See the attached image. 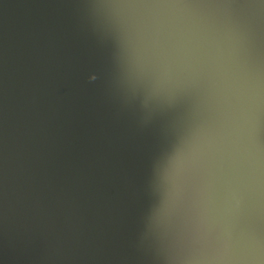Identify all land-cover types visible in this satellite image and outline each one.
Listing matches in <instances>:
<instances>
[{
  "label": "water",
  "instance_id": "obj_1",
  "mask_svg": "<svg viewBox=\"0 0 264 264\" xmlns=\"http://www.w3.org/2000/svg\"><path fill=\"white\" fill-rule=\"evenodd\" d=\"M101 2L0 0V264H168L151 218L191 114L119 86ZM238 11L253 55L264 7Z\"/></svg>",
  "mask_w": 264,
  "mask_h": 264
},
{
  "label": "clouds",
  "instance_id": "obj_2",
  "mask_svg": "<svg viewBox=\"0 0 264 264\" xmlns=\"http://www.w3.org/2000/svg\"><path fill=\"white\" fill-rule=\"evenodd\" d=\"M94 7L117 36V82L146 113L176 88L194 100L151 218L168 264H264V66L248 17L127 0Z\"/></svg>",
  "mask_w": 264,
  "mask_h": 264
},
{
  "label": "snow or ice",
  "instance_id": "obj_3",
  "mask_svg": "<svg viewBox=\"0 0 264 264\" xmlns=\"http://www.w3.org/2000/svg\"><path fill=\"white\" fill-rule=\"evenodd\" d=\"M130 3L149 5H186L203 9H222L226 12L240 13L239 7L248 0H127ZM264 7V0H252ZM253 56L264 66V47L257 49L254 39ZM194 100L191 91L187 88H176L170 91L167 97V108L172 111L176 118H182L191 114ZM260 227L264 231V208L260 214ZM227 243V241L225 242Z\"/></svg>",
  "mask_w": 264,
  "mask_h": 264
}]
</instances>
